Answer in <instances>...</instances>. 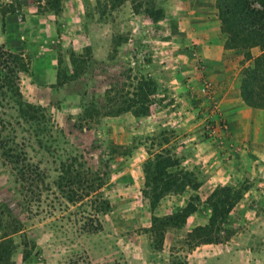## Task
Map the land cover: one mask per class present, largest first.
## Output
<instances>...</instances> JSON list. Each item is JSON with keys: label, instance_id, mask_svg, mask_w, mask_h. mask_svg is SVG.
I'll return each instance as SVG.
<instances>
[{"label": "rangeland", "instance_id": "1", "mask_svg": "<svg viewBox=\"0 0 264 264\" xmlns=\"http://www.w3.org/2000/svg\"><path fill=\"white\" fill-rule=\"evenodd\" d=\"M215 1L61 0L56 13L45 0H0L2 73L17 57L20 100L36 117L27 130L12 104L0 106L18 148L6 157L0 148V264H264V107L242 97L264 49L225 47ZM202 75L210 97L199 92ZM162 148L202 185L151 209L143 164ZM77 172L103 184L79 200ZM243 181L250 189L216 242L190 236L208 223L212 191ZM195 196L184 223L164 220Z\"/></svg>", "mask_w": 264, "mask_h": 264}, {"label": "trees", "instance_id": "2", "mask_svg": "<svg viewBox=\"0 0 264 264\" xmlns=\"http://www.w3.org/2000/svg\"><path fill=\"white\" fill-rule=\"evenodd\" d=\"M49 8L52 11L58 13L61 7V0H45ZM216 9L219 16L223 18V38H225V47H245V46H259L264 49V0H216ZM257 5V6H255ZM147 16L152 21L160 20L163 16V11L148 9L146 11ZM230 33L229 38L226 34ZM2 57V55H1ZM0 57V59H1ZM4 57V56H3ZM13 67H6L8 75L2 73L4 59L0 60V106L7 100L12 104V108L18 114L17 123L27 126V130H33L32 121L34 117L32 111L33 106L23 104L20 100V91L17 83L18 77L17 57L11 56ZM260 74L257 77L253 76L250 71L246 73L245 79H243L242 97L247 106L264 107V69L261 67ZM260 79L261 85L258 84V89L262 90V94H257L255 97L251 96L253 89L250 88L251 83ZM147 102V101H146ZM122 110V109H121ZM120 110V111H121ZM127 110V109H124ZM122 112V111H121ZM145 112L141 114L134 113L135 117L144 116ZM10 121H4L0 119V148L3 155L6 157L10 152H14L17 149L10 147V140L14 143V139L10 136H4V132L8 130ZM45 127L43 128V131ZM16 134V131H13ZM34 137L36 135L34 134ZM33 137L29 138L31 141ZM166 144V143H165ZM47 151L49 148L45 147ZM20 154H16L14 158H20ZM18 162V161H15ZM61 169L64 171L65 176H69L72 171V165L65 163H59ZM35 169V168H34ZM32 170V169H31ZM143 172L145 175L144 187L142 190L143 196L149 201L150 208L154 209L158 202L169 194L178 195L187 190L196 192L202 185V182L198 180L197 176L187 169L179 168V161L168 149L162 148L159 153L150 156L145 160L143 164ZM78 173V172H77ZM79 183L84 185L83 189H86L85 193L76 195L79 200H83L91 193L95 192L103 184L102 178L88 179L82 178V173L79 172ZM250 189L248 181L238 183L236 186H218L207 198V204L211 209V214L208 223L195 227L189 233L190 236L201 237V242L214 243L219 237V231L224 221L229 217V214L235 207V205L242 200L245 193ZM75 196V193H74ZM67 198L71 199V196ZM75 198V197H74ZM197 200V196L190 197L189 202L179 212L173 213L170 216L165 217V221H168L173 226L182 224L185 220L196 211V204L193 201ZM92 200L100 205L103 211H107L109 203L107 200L100 197H94ZM153 224L162 222L158 217H153Z\"/></svg>", "mask_w": 264, "mask_h": 264}, {"label": "built area", "instance_id": "3", "mask_svg": "<svg viewBox=\"0 0 264 264\" xmlns=\"http://www.w3.org/2000/svg\"><path fill=\"white\" fill-rule=\"evenodd\" d=\"M199 92L203 96L210 97L212 95L211 84L209 83L208 79H206V77H204L203 75L201 76ZM211 106H212L213 111H215L216 113H219V107L215 101H212Z\"/></svg>", "mask_w": 264, "mask_h": 264}, {"label": "crops", "instance_id": "4", "mask_svg": "<svg viewBox=\"0 0 264 264\" xmlns=\"http://www.w3.org/2000/svg\"><path fill=\"white\" fill-rule=\"evenodd\" d=\"M214 1H215V0H212L213 3H214ZM246 110H249V108H246ZM251 111H252V110H251ZM227 113L229 114V112H227ZM229 115H231V114H229ZM229 117H232V118H233V116H229ZM177 119H179V121H183V120H184V118H183V117H180V116H179V118H177ZM233 121H234V118H233ZM175 130L178 131L179 129H178V128H175ZM238 131H240L239 133H241V130H240V129L238 130L236 126H234V127L231 128L230 133L233 135V136H231V140H232L233 137L235 138L236 136L239 135ZM234 140H235V142H234L233 144L235 145V144H237V143H236V140H237V139H234ZM236 146H237V145H236ZM210 179H213V178H210Z\"/></svg>", "mask_w": 264, "mask_h": 264}]
</instances>
